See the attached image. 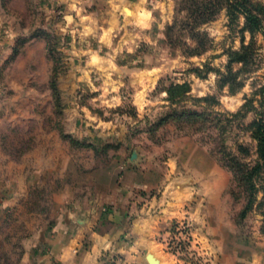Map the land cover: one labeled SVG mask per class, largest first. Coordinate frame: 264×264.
Instances as JSON below:
<instances>
[{
	"label": "rangeland",
	"instance_id": "1",
	"mask_svg": "<svg viewBox=\"0 0 264 264\" xmlns=\"http://www.w3.org/2000/svg\"><path fill=\"white\" fill-rule=\"evenodd\" d=\"M208 1L0 0V264H27L71 200L128 173L145 198L190 190L196 219L159 240L179 261L264 264V175L243 215L229 166L239 144L256 157L257 110L231 113L259 106L264 31L226 7L203 21Z\"/></svg>",
	"mask_w": 264,
	"mask_h": 264
},
{
	"label": "crops",
	"instance_id": "2",
	"mask_svg": "<svg viewBox=\"0 0 264 264\" xmlns=\"http://www.w3.org/2000/svg\"><path fill=\"white\" fill-rule=\"evenodd\" d=\"M132 176H124L123 186L97 184L71 200L27 264H150V252L160 264H184L159 240L173 221L196 219V208L185 206L190 190L175 182L145 198L130 185ZM139 185L133 186L147 188ZM195 237L196 243L205 235Z\"/></svg>",
	"mask_w": 264,
	"mask_h": 264
},
{
	"label": "trees",
	"instance_id": "3",
	"mask_svg": "<svg viewBox=\"0 0 264 264\" xmlns=\"http://www.w3.org/2000/svg\"><path fill=\"white\" fill-rule=\"evenodd\" d=\"M223 7H226L231 22L236 21L239 16L243 15L246 19V30L252 34H255L257 31H264V4L255 0L208 1L206 8L201 14L205 17L203 21L212 19L217 11ZM253 51V43L250 42L243 46L242 51L234 59L244 64L248 63ZM257 93L259 95L258 107L254 104V99H249L241 110L231 113L233 117H239L252 110H257V117L246 126L251 131V136L257 141L254 151L256 155L254 161L249 162L246 160L245 156L251 153V149L245 144H239V151L231 153L229 158V166L238 181L244 185L247 192L243 215H247L252 209L256 200L257 191L260 188L258 179H261L264 175V84L259 88ZM209 98L208 96L202 97L204 100H208ZM190 114L202 118L205 117L202 113L191 112Z\"/></svg>",
	"mask_w": 264,
	"mask_h": 264
},
{
	"label": "water",
	"instance_id": "4",
	"mask_svg": "<svg viewBox=\"0 0 264 264\" xmlns=\"http://www.w3.org/2000/svg\"><path fill=\"white\" fill-rule=\"evenodd\" d=\"M147 259L149 260L150 264H160L159 258L156 257L152 252L148 253Z\"/></svg>",
	"mask_w": 264,
	"mask_h": 264
}]
</instances>
